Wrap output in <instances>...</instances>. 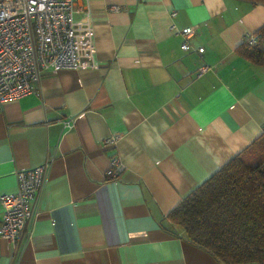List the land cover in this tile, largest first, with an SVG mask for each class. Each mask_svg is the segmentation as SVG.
Segmentation results:
<instances>
[{"label":"crops","instance_id":"1","mask_svg":"<svg viewBox=\"0 0 264 264\" xmlns=\"http://www.w3.org/2000/svg\"><path fill=\"white\" fill-rule=\"evenodd\" d=\"M88 5L97 68L46 72L37 93L0 113V195L15 190L16 170L51 160L38 215L18 246L0 238V264H220L170 234L166 216L264 133V67L236 50L264 26V5ZM172 24L195 28L190 51ZM201 66L209 70L197 75ZM115 157L124 171L108 180Z\"/></svg>","mask_w":264,"mask_h":264},{"label":"built area","instance_id":"2","mask_svg":"<svg viewBox=\"0 0 264 264\" xmlns=\"http://www.w3.org/2000/svg\"><path fill=\"white\" fill-rule=\"evenodd\" d=\"M83 4V5H82ZM118 6H111L116 11ZM83 12L80 18L76 15ZM169 16L173 19L176 12ZM170 29L182 36L181 50H191L194 27ZM93 25L88 0H0V113L6 103L37 93L41 76L60 69L92 70L97 68ZM249 45L254 35L245 37ZM202 47L197 49L203 53ZM209 68L201 66L197 75ZM75 117L60 121L66 132L74 127ZM118 136L106 138L103 147L115 144ZM50 158L32 167L15 171L16 188L0 195V238L18 246L29 223L34 222L36 198L42 189ZM124 171L117 157L105 171L115 180Z\"/></svg>","mask_w":264,"mask_h":264},{"label":"trees","instance_id":"3","mask_svg":"<svg viewBox=\"0 0 264 264\" xmlns=\"http://www.w3.org/2000/svg\"><path fill=\"white\" fill-rule=\"evenodd\" d=\"M264 5V0H248ZM239 55L264 67V26ZM165 229L208 252L220 264H264V133L166 216Z\"/></svg>","mask_w":264,"mask_h":264}]
</instances>
